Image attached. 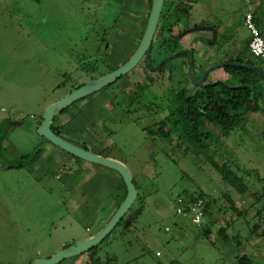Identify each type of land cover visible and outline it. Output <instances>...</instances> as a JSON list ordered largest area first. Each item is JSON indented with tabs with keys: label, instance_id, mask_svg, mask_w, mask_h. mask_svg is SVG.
<instances>
[{
	"label": "rangeland",
	"instance_id": "obj_1",
	"mask_svg": "<svg viewBox=\"0 0 264 264\" xmlns=\"http://www.w3.org/2000/svg\"><path fill=\"white\" fill-rule=\"evenodd\" d=\"M166 1L164 11L172 13L177 6L183 7L174 27L176 38L186 27L218 30L215 44L208 43L211 32L196 31L172 47V54L182 49L193 51L196 77L210 64L234 58L248 45L247 12H257L264 33V0ZM123 3L126 12L121 20L126 27L115 25L122 9L117 0H0V264H33L50 258L95 235L115 212L120 192L112 186L120 175L52 145L38 135L37 127L51 104L104 72L102 50H97L105 37L107 45H129L131 49L140 40L150 2ZM168 20H161L164 30H158L154 42L168 36ZM113 27L120 36H109ZM159 46L156 42V54L164 52H159ZM254 60L264 67V58ZM188 66L187 55L167 62L162 70L164 81L169 83L172 76L177 89L186 83L190 93L195 92L197 88L186 78ZM146 73L143 65L117 85L144 80ZM228 79V74L218 69L208 82ZM261 85L264 88V81ZM154 89L166 96L167 89L160 83ZM114 92V86H107L58 116L70 141L125 163L136 183L138 198L124 218L127 223L99 245V255H110L118 264H239L238 257L246 254L252 264H264V238L245 229V218L238 216L228 201L232 199L238 210L251 215L264 193V101L262 111L245 115L228 136L214 131L219 136L212 140L216 160L222 164V156L231 162L248 187L242 195L204 157L174 149L160 138H149L144 128L168 112L132 118L115 108L114 102L109 104ZM154 98L153 93L146 95V104L161 102ZM32 154L38 155L33 163L8 168ZM188 190L202 191L215 200L211 217H205L201 227L190 217L177 215V200ZM228 222L234 224L228 233L239 244L216 240L217 230ZM257 222L259 219L250 226ZM261 224L259 231L264 229V222ZM205 227H212L215 245L202 236ZM88 258L80 255L61 264H85Z\"/></svg>",
	"mask_w": 264,
	"mask_h": 264
},
{
	"label": "trees",
	"instance_id": "obj_2",
	"mask_svg": "<svg viewBox=\"0 0 264 264\" xmlns=\"http://www.w3.org/2000/svg\"><path fill=\"white\" fill-rule=\"evenodd\" d=\"M117 1L120 3L122 2L121 0ZM149 2L151 6L152 0H149ZM177 15L178 12L175 11L173 13L168 12V10L163 12L161 20L163 21V19L168 17V22L171 23L167 29L170 36L164 38L162 35L160 38H156L154 42V46L156 42L160 43L158 48L164 50L163 54L171 53L172 47H176L178 44L176 35H174V27L179 23ZM254 16L255 23L259 27L260 19L257 17V12H254ZM116 21L115 25H117ZM161 24L162 22L158 30H161ZM162 30H164V28H162ZM111 31L115 32L116 27L111 28L110 32ZM260 31L264 38V33L261 29ZM157 33H159V31ZM143 34L144 32L141 38ZM104 40H106V37L103 41ZM250 41L244 48V51L238 55L239 62L245 60L244 62L247 64L253 63L252 59H254V56H252L249 50ZM225 71L229 74V79L227 81L216 80V82H207L203 87L197 88L193 93H190L186 88L174 89L172 97H174L175 104L171 107L173 112H168L164 118L161 120L159 119V121L157 120L152 126L144 128V130L152 140L160 138L174 149L186 151L194 157H204L205 161L222 176L224 181L243 195L247 192L248 187L243 182L242 178L234 172L230 161L222 156H219L224 160L222 164L216 160V156L218 155L212 148V140H219V136L214 132L215 130H218L222 136H228L242 124L245 115L251 112L262 111L263 107L261 104L264 101V88L261 84L262 81H264V74L256 70L232 66L226 68ZM68 110L69 109H66L61 115L66 114ZM153 113L154 112H142L143 115L151 116L154 115ZM226 113H228V116L225 115ZM41 122L39 124H41ZM52 130L58 135L65 134L58 124V117L53 120ZM83 148L87 149L86 147ZM99 155L103 154L100 153ZM37 157V154L22 156L16 165H9L8 168H23L27 164L33 163ZM112 187V190L116 189L120 192L117 197L116 208L114 209V211H116L126 197L127 188L121 176L119 181L114 183ZM182 197L190 201L203 199L205 201V216L207 218L211 217V209L212 206L215 205V200L207 198L202 191H184ZM228 201L230 203V208L236 212L238 216L245 218V229L252 235L264 238V229L263 231H259L262 226L261 223L264 222V193L257 199L256 204L259 206L254 209L251 215L242 213L238 210L235 201L232 199H228ZM258 219L259 222L250 226L252 222ZM126 223V220L123 219L117 227L124 226ZM233 225V222H228L224 226L221 225L216 232V240H223L225 243H231L233 241L235 244H239V240L236 238L234 239V236L228 233L229 228ZM212 233V227H205L202 229V236L204 239L215 245V241L211 238ZM84 256L89 257L85 264H118L117 259L110 255L101 257L99 255V246L83 254V257ZM238 263L252 264V260L248 255L244 254L238 257Z\"/></svg>",
	"mask_w": 264,
	"mask_h": 264
},
{
	"label": "water",
	"instance_id": "obj_3",
	"mask_svg": "<svg viewBox=\"0 0 264 264\" xmlns=\"http://www.w3.org/2000/svg\"><path fill=\"white\" fill-rule=\"evenodd\" d=\"M166 0H152L151 10L148 16L146 29L144 31L143 37L140 41V44L133 54L132 58L123 66L117 70L103 75L89 83L83 85L82 87L75 89L74 91L67 94L65 97L59 101L51 104L45 111L43 116V121L37 127V133L41 137L45 138L52 145L60 148L61 150L79 158L83 161L99 165L108 169L115 170L123 179L126 188L127 194L123 202L114 212L107 224L95 235L90 238L72 244L66 248H63L61 251L57 252L50 258H43L36 260L33 264H61L64 260L83 255L93 249L96 246H99L119 225V223L124 219L128 214L130 209L133 207L135 201L138 198V190L134 181V177L130 169L126 166L125 163H122L118 160H115L110 157H105L93 152L92 149H85L68 139L65 135H58L52 130L53 120L61 115L66 109H68L72 104L88 97L89 95L99 92L107 86L113 84L123 76H126L130 73L141 61L145 58L147 65L153 71H158L163 64L178 58L182 55H187L189 57V66H188V78L196 87H201L206 82L208 75L212 72L228 67V64H218L210 67L202 75V77L197 80L194 76V53L189 49L178 50L177 52L164 58L156 67H151L149 59L153 49V43L155 36L157 34L161 18L163 15L164 7ZM196 31H209L212 32L213 37L211 40H208L209 44H215L218 36V30L212 26H202L194 27L186 30L178 36V39L186 36L192 32ZM234 66H241L245 69L256 70L264 74V69L257 66L250 65H241L239 63L232 64ZM228 116V113L225 114ZM17 123V122H16ZM127 224L126 227H128Z\"/></svg>",
	"mask_w": 264,
	"mask_h": 264
},
{
	"label": "flooded vegetation",
	"instance_id": "obj_4",
	"mask_svg": "<svg viewBox=\"0 0 264 264\" xmlns=\"http://www.w3.org/2000/svg\"><path fill=\"white\" fill-rule=\"evenodd\" d=\"M121 1H122L121 2V6H122L121 8L123 9V11L121 9V13L119 15V18L116 19L117 20L116 23L118 25L119 24L122 25V23L125 24L121 19L123 18V16H125L123 13L126 12V6L124 5L123 0H121ZM168 3H167V1L165 2V7L168 5ZM165 7H164V9H165ZM182 10H183V7L177 6L174 11L178 12V14H182ZM147 20H148V18H147ZM146 25H147V22H146ZM125 27H126V24H125ZM188 29H190V28L186 27L185 29L180 30L179 35ZM111 33L120 36L118 33L116 34L114 31H111L109 33V36ZM211 35L213 37L212 32H211ZM169 36H170V34L168 33L167 37H169ZM141 39L142 38H140L139 42L132 49L129 45H120V44L118 46L107 45V44H105L107 42V38L104 41L102 40L103 44L99 46V49L97 50V52L100 53L102 50L103 59H104V67H105L104 69L105 70L103 73L94 74L93 77L91 78V81H93V80H95V79H97L103 75H106L108 73H111V72L117 70L118 68H120L121 66H123L124 64H126L132 58L133 54L137 50ZM177 40H179L178 36H177ZM153 45H154V43H153ZM129 48L131 49V51H128L129 54H127V49H129ZM156 51H158L157 48L155 46H153L152 53H151V56L149 59L151 67H156L164 58H166L167 56L172 54V53L163 54L164 52H162V54L161 53L156 54ZM160 51H161V49L159 50V52ZM243 51H244V49H242L234 58L226 59V60L220 59L217 63L210 64L208 67H206L202 70L201 74L198 77H196V75H195V78L197 80H199L201 78V76L206 72L207 69H209L212 66L218 65V64H228L229 66H232V67H241V66L232 65L234 63H239L241 65L246 64V65H250V66H257V67L264 69L263 63L257 62L254 59H252V61H253L252 64L245 63L244 62L245 60H243L242 62H239L238 61L239 60L238 55ZM166 64L167 63L163 64V66L158 71H153L147 65L145 58H143L142 61L130 73H128L126 76H123L122 78H120L119 80H117L116 82H114L113 84L108 86V87L114 86V89H115V92L113 94H111V96L109 98L110 99L109 104H111V102H114L115 108H119L121 112H124L125 114H127L128 116H130L132 118L140 116L142 114V112H154V113L157 112L155 114L153 113L154 115H157V116H159L162 112H173V109L171 107L175 104V102H174V97H172V92L174 89H177V88L174 86L172 76H170V78L168 79L170 84L167 82V80L164 81L165 78L163 77L162 70L164 69ZM143 65L147 71V73L144 75V80H141L140 78L135 79L134 82L128 83V86H125V87L119 86L118 87L117 84L119 82L123 81L128 76L135 74L137 72V70H139L140 67ZM228 67L221 68V70H223L226 74H228L225 71L226 68H228ZM209 76L210 75H208L206 82L204 84H206L208 82ZM228 76H229V74H228ZM186 78L190 82V79L188 78V76ZM184 82H186V79L184 80ZM158 83H160L161 85L166 87V89H167L166 90L167 91L166 96H164V94H161L157 90L154 89L155 87L158 86ZM83 85H85V84H80L79 86L77 85L78 87L76 86V88H74V90L82 87ZM188 85L189 84L185 83L179 89L186 88L190 92ZM201 87H203V86H201ZM196 88H200V87H196ZM74 90H72V91H74ZM102 90H104V89H102ZM150 93L154 94L155 100L157 98H159L161 100V102L160 103L150 102V103L146 104L145 97H146V95H148ZM95 94H97V93H94L93 95H95ZM66 247H68V246H66Z\"/></svg>",
	"mask_w": 264,
	"mask_h": 264
},
{
	"label": "built area",
	"instance_id": "obj_5",
	"mask_svg": "<svg viewBox=\"0 0 264 264\" xmlns=\"http://www.w3.org/2000/svg\"><path fill=\"white\" fill-rule=\"evenodd\" d=\"M245 25L251 33V41L249 44V50L255 58H264V38L261 35V31L255 23V16L252 11H249L245 15ZM205 201L198 199L190 201L185 197H179L177 200V215L182 217H190L192 222L201 227L205 219ZM168 230V229H167ZM160 253L157 254L159 256Z\"/></svg>",
	"mask_w": 264,
	"mask_h": 264
},
{
	"label": "crops",
	"instance_id": "obj_6",
	"mask_svg": "<svg viewBox=\"0 0 264 264\" xmlns=\"http://www.w3.org/2000/svg\"><path fill=\"white\" fill-rule=\"evenodd\" d=\"M100 154V153H99ZM115 160H117V159H115Z\"/></svg>",
	"mask_w": 264,
	"mask_h": 264
}]
</instances>
